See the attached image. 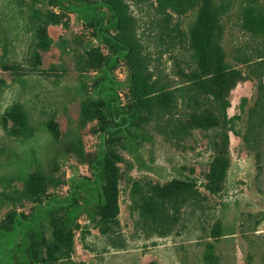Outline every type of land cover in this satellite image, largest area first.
<instances>
[{"label":"rangeland","instance_id":"374dc122","mask_svg":"<svg viewBox=\"0 0 264 264\" xmlns=\"http://www.w3.org/2000/svg\"><path fill=\"white\" fill-rule=\"evenodd\" d=\"M90 1L120 12L132 51L113 75L138 127L109 136L115 220L84 196L62 242L46 224L39 264H264V0ZM57 3L0 0V224L92 176L111 123L94 91L110 46Z\"/></svg>","mask_w":264,"mask_h":264},{"label":"trees","instance_id":"16d2710c","mask_svg":"<svg viewBox=\"0 0 264 264\" xmlns=\"http://www.w3.org/2000/svg\"><path fill=\"white\" fill-rule=\"evenodd\" d=\"M62 10L75 12L88 26L92 27L98 38L110 46V52L102 59L101 78L96 81L95 94L112 117L111 123L103 131L100 150L91 163L92 176L74 175L70 190L65 198L53 195L47 202H39L30 214L14 212L6 216L0 224V264H39L42 249L46 246L45 227L49 223L55 238L63 241L68 230L73 226L76 215H80L81 198L92 196L94 204L89 210L90 217L100 220L103 224L114 221L116 214L115 188L107 182L106 160L108 156L109 136L113 134H130L138 127V103H133L125 109L120 100L118 87L120 82L113 75V69L118 61L128 56L131 45L117 37L112 29L121 24V15L116 5L109 1L78 0L72 2L57 0ZM106 7L110 18L101 8ZM206 32L211 29L213 15L207 14ZM210 40L205 43L208 48ZM219 59V55H218ZM210 58L207 57V65ZM237 71L233 69L219 72V76L228 77V89H232L239 81ZM223 158L213 162L214 167H222ZM25 252V257L19 256V251Z\"/></svg>","mask_w":264,"mask_h":264},{"label":"bare ground","instance_id":"6f19581e","mask_svg":"<svg viewBox=\"0 0 264 264\" xmlns=\"http://www.w3.org/2000/svg\"><path fill=\"white\" fill-rule=\"evenodd\" d=\"M238 92V91H237ZM240 93V92H239Z\"/></svg>","mask_w":264,"mask_h":264}]
</instances>
